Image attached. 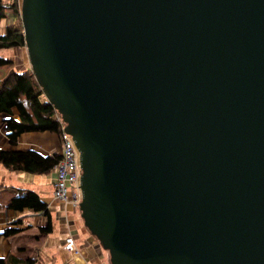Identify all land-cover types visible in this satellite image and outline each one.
<instances>
[{
    "label": "water",
    "instance_id": "obj_1",
    "mask_svg": "<svg viewBox=\"0 0 264 264\" xmlns=\"http://www.w3.org/2000/svg\"><path fill=\"white\" fill-rule=\"evenodd\" d=\"M111 264H264V0H22Z\"/></svg>",
    "mask_w": 264,
    "mask_h": 264
},
{
    "label": "trees",
    "instance_id": "obj_2",
    "mask_svg": "<svg viewBox=\"0 0 264 264\" xmlns=\"http://www.w3.org/2000/svg\"><path fill=\"white\" fill-rule=\"evenodd\" d=\"M11 7L12 12L18 19V23L9 24L3 33L0 34V51L13 46H26L24 25L19 1L11 0L6 3L0 1V21L7 16V8ZM13 59L0 55V116L6 117L7 137L9 147L0 146V164L11 171H26L34 174H49L55 171L62 159L61 152H48L34 147L21 148L19 138L23 133L30 131H51L59 134L61 140L62 122L58 119L60 112L52 102L46 100L42 85L36 78L32 68L22 71L7 70L2 73L5 67H10ZM16 112L19 118H15ZM10 199L8 208L24 210L28 208L34 213L44 215L48 224L40 226L41 234L53 232V216L49 203L42 198L35 189H21ZM19 220L8 225L3 233L11 236L22 230L15 225ZM37 258L32 256L22 257L14 252L0 256V264H36ZM74 264V263H67Z\"/></svg>",
    "mask_w": 264,
    "mask_h": 264
},
{
    "label": "crops",
    "instance_id": "obj_3",
    "mask_svg": "<svg viewBox=\"0 0 264 264\" xmlns=\"http://www.w3.org/2000/svg\"><path fill=\"white\" fill-rule=\"evenodd\" d=\"M15 118H19V115H15ZM2 132L1 124H0V133ZM19 143L21 148H28L33 146L36 149H41L42 151L46 150L50 153L52 152H58V150H61V140L59 137V134L51 132V131H30L23 133L20 138H19ZM0 146L1 147H9V139L7 137V134H3L0 139ZM2 165V164H1ZM3 166V165H2ZM4 167V166H3ZM0 167V256H3L5 253L9 252L10 250L15 252V249H23V248H28L30 245L29 243H33L34 241L29 239V236L33 234L34 229H39L37 226V220L39 221L40 216L34 217L30 223L24 218L25 215L28 214H35V215H41L34 213V211L25 208L24 210H14L8 208V203L12 196L17 194L18 192L21 193V189H35L37 190L40 194H42L46 200H51L54 203H51L53 208L55 209V212H57L58 216H66L65 209H69L72 206V203L70 201H63L59 198H55L53 196V184L55 182V176H56V171H52L49 174H43L40 175L42 177V183L41 185L44 186L46 185L45 192H41L40 190L42 189L37 183L33 182L36 189L33 186L30 185H25L26 179L29 178V175H26L25 173L18 172V171H11L7 168ZM11 188V189H10ZM62 206V207H61ZM61 208L63 210H61ZM60 209V210H56ZM61 211V214L59 213ZM63 211V212H62ZM24 215V216H23ZM22 221L19 220L21 217ZM44 216V215H41ZM44 219L46 218L45 216L43 217ZM47 219V218H46ZM19 220L20 223L15 225L16 227H20L21 229H24V235L22 237H19L17 239V236L15 238H12L11 236H5L3 231L4 229L10 225L13 221ZM48 222V220H47ZM40 224V223H39ZM40 225H45L44 223ZM30 230L32 232L30 233ZM55 231V230H54ZM50 234H53L50 233ZM54 238L50 243H52L53 247L58 246L61 241V235L59 233H54L53 234ZM59 236V239H56V237ZM35 241L39 242L38 234H34ZM66 238V237H65ZM65 238H64V243H65ZM41 242V241H40ZM63 243V247H64ZM101 246V245H100ZM89 251V249H88ZM85 249H81V255L80 256H75L74 254L70 255V251L66 250L64 247L63 250V263H76V264H108V258L106 254H103V251L101 249H98V255L97 259L98 261L94 262V256H95V251L94 249H90L88 252ZM62 253V251H61ZM93 255V256H92ZM96 257V256H95ZM62 259V260H63Z\"/></svg>",
    "mask_w": 264,
    "mask_h": 264
},
{
    "label": "rangeland",
    "instance_id": "obj_4",
    "mask_svg": "<svg viewBox=\"0 0 264 264\" xmlns=\"http://www.w3.org/2000/svg\"><path fill=\"white\" fill-rule=\"evenodd\" d=\"M4 3H6L8 1V3L11 2V0H0ZM19 1V10L21 12V5H22V0H18ZM7 16L4 17L1 21H0V34L3 33L5 31V28L9 25V24H15L18 23V19L17 17L14 16L13 12H12V8L9 7L7 8ZM21 17H22V13H21ZM0 55H3L5 57L11 58L13 59V64L10 67H5L2 70V73H4L5 71L9 70L10 71H22L24 69L27 68H32L30 59H29V55H28V51H27V47L23 46L20 48V46H13L10 47L6 50H1L0 51ZM33 71V70H32ZM0 77H3L2 74H0ZM47 100V98H46ZM61 114V113H60ZM16 115L18 116V113L16 112ZM6 117L4 116H0V124H1V128H2V132L0 133V139L3 134H7L8 130H7V126L5 123ZM65 122V121H64ZM33 147V146H31ZM46 151V150H44ZM58 152H61V150ZM0 167H3L0 164ZM5 168V167H3ZM18 172H22L25 173L26 175H29V178L26 179L25 181V185H30L35 187L34 183H37L42 189H38L37 187H35L36 189L40 190L41 192H45V188L46 185L42 186V180L39 177H42L40 175L43 174H34L31 172H26V171H18ZM11 189V188H10ZM42 198L45 199V197L41 194ZM46 200V199H45ZM49 203L50 209L52 211V216H53V234L54 233H59L61 235V241L59 242L60 244L58 246L53 247L52 243H50L52 241V239L54 238L53 234H41V230H40V225L42 223H44L45 225L48 224L47 219L43 218L44 216L41 215H33V214H28V215H23L24 218H26V220L28 221V223H30V221H32V219L34 217L40 216L39 221L37 220V226L39 227V229H34V232H32V230H30V233L32 232L33 234H31L29 236V239L33 240V243H29V247L27 248H23V249H15L16 254L22 256V257H27V256H32L37 258V262L36 264H62V262L64 261L63 259V250L65 247V243L64 238L68 237V236H74L75 237V250L76 252H70V255L74 254L75 256H80L81 255V249H85V251L89 249H94L95 251V256H94V262L98 261L97 256L98 255V249H101V251H103V254H106L107 258H108V264H111L110 262V256H109V252L107 249H105L99 239L96 237V235H94L89 228L86 226L83 217L81 216V211L79 208V204L74 205L72 203V206L67 209H65L66 212V216H58L57 212H55V209L53 208L54 206L51 205V203H54L51 200H46ZM62 207V206H61ZM56 210H60V209H56ZM61 210H63L61 208ZM63 212V211H62ZM61 214V211L59 212ZM23 216L19 219L22 221ZM40 223V224H39ZM25 230L22 229L20 231H18L16 234L11 235L12 238H15V236H17V239H19V237H22L24 235ZM37 233L39 238V242L35 241V237L34 234ZM56 239H59V236L56 237ZM66 239V238H65ZM41 241V242H40ZM63 243H64V247H63ZM101 245V246H100ZM66 249V248H65ZM67 250V249H66ZM62 251V253H61ZM88 251V252H89ZM9 252H13V251H9ZM9 252L5 253L4 255H7ZM93 256V255H92ZM63 259V260H62ZM66 264V263H63ZM76 264V263H75Z\"/></svg>",
    "mask_w": 264,
    "mask_h": 264
},
{
    "label": "built area",
    "instance_id": "obj_5",
    "mask_svg": "<svg viewBox=\"0 0 264 264\" xmlns=\"http://www.w3.org/2000/svg\"><path fill=\"white\" fill-rule=\"evenodd\" d=\"M58 119L62 122L61 153L62 159L56 168L55 182L53 184V196L63 201H70L74 205L80 204L82 192L80 177L82 173L79 151L75 145L73 136L66 132L65 122L60 114ZM75 237L68 236L65 239V248L70 252H76Z\"/></svg>",
    "mask_w": 264,
    "mask_h": 264
},
{
    "label": "bare ground",
    "instance_id": "obj_6",
    "mask_svg": "<svg viewBox=\"0 0 264 264\" xmlns=\"http://www.w3.org/2000/svg\"><path fill=\"white\" fill-rule=\"evenodd\" d=\"M66 125V124H65Z\"/></svg>",
    "mask_w": 264,
    "mask_h": 264
}]
</instances>
